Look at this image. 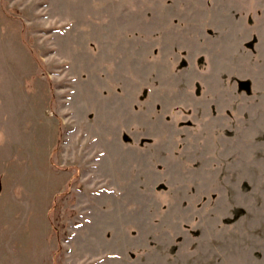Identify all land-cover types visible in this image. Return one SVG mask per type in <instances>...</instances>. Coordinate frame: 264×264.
Returning <instances> with one entry per match:
<instances>
[{
    "label": "rangeland",
    "instance_id": "1",
    "mask_svg": "<svg viewBox=\"0 0 264 264\" xmlns=\"http://www.w3.org/2000/svg\"><path fill=\"white\" fill-rule=\"evenodd\" d=\"M0 264H264V0H0Z\"/></svg>",
    "mask_w": 264,
    "mask_h": 264
}]
</instances>
